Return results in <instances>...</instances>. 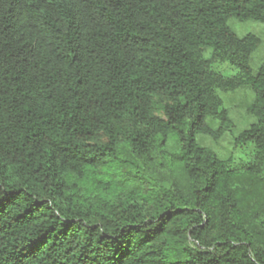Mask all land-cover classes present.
<instances>
[{"label":"trees","instance_id":"16d2710c","mask_svg":"<svg viewBox=\"0 0 264 264\" xmlns=\"http://www.w3.org/2000/svg\"><path fill=\"white\" fill-rule=\"evenodd\" d=\"M232 20L264 0H0V264H264V60Z\"/></svg>","mask_w":264,"mask_h":264},{"label":"rangeland","instance_id":"374dc122","mask_svg":"<svg viewBox=\"0 0 264 264\" xmlns=\"http://www.w3.org/2000/svg\"><path fill=\"white\" fill-rule=\"evenodd\" d=\"M231 27L240 36L254 34L261 39V46L253 56L251 62L254 69L258 68L264 60V24L252 21L240 23L236 20H232ZM252 100L253 94L248 89H242L227 96V105L231 110L232 118L236 124L237 130H242L246 125L253 121V119L247 114V107ZM232 142V137L228 134L218 142L208 137L201 138L202 145L216 151L222 157H226L233 150Z\"/></svg>","mask_w":264,"mask_h":264}]
</instances>
